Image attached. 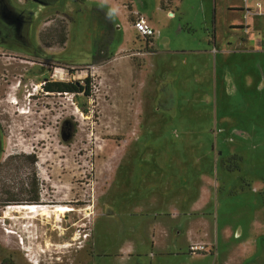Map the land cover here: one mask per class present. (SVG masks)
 I'll list each match as a JSON object with an SVG mask.
<instances>
[{"label": "rangeland", "instance_id": "1", "mask_svg": "<svg viewBox=\"0 0 264 264\" xmlns=\"http://www.w3.org/2000/svg\"><path fill=\"white\" fill-rule=\"evenodd\" d=\"M112 1L131 27V0H0V260L148 264L152 250L130 248L150 245L149 222L166 218L170 200L210 201L213 211L214 198L225 196L226 212L264 221V18L245 21L242 0H179L177 10L163 0L174 16L153 17L161 50L133 30L123 45ZM134 1L156 13L155 0ZM249 6L260 11L264 0ZM213 8L217 41L233 45L173 48L209 38ZM60 21L64 43L42 45L40 32L63 30ZM107 40L110 55L93 59ZM86 77L89 96L42 89L44 80ZM33 190L38 203L21 200ZM60 204L76 209L51 216ZM243 222L234 241L246 255L228 264H264V228L258 222L263 233L248 234ZM194 243L205 245L197 253L215 252ZM160 256L162 264L214 263Z\"/></svg>", "mask_w": 264, "mask_h": 264}, {"label": "crops", "instance_id": "2", "mask_svg": "<svg viewBox=\"0 0 264 264\" xmlns=\"http://www.w3.org/2000/svg\"><path fill=\"white\" fill-rule=\"evenodd\" d=\"M155 1L156 13L151 14L149 10L143 9L138 6L134 0H131L133 8L132 10L141 14L148 21V23L159 32V34L151 40L150 46H156L157 49L159 48L163 50L164 48H160L159 46V40L161 36L160 21L157 18L153 17H156V14L159 13L163 15L165 19H167L173 17L174 12L172 10H166L163 7V0ZM170 3V9H178L177 4L179 3V0H170ZM95 4H100V2L96 1ZM106 6H108L112 14L114 15L112 19L118 22V24L116 25L117 30H119L120 32L122 30L124 33L122 44L127 45L130 40L131 30H133L134 34H136L135 30L133 29L132 25L131 27H129L125 16L121 12L117 11L118 6L115 1H112V3H109V5ZM170 12L172 13V15H169ZM215 23L212 24L211 21V36L209 38H206L203 35L200 36V38L198 39L194 37V41L192 43L179 44L178 46H174L173 48L193 46L194 44H196L197 41L200 43H204V41H206V43H208L210 42V40L214 41V44H217L218 46H221V43H223L224 41L225 43H228V45L232 44L231 40L229 39H225L224 41L222 39H219V41H217ZM229 25H231V23ZM213 31L214 36L212 35ZM234 45L236 46V44ZM249 80L250 78L246 80V87L252 88L254 86V83L251 81L249 82ZM236 85L237 82L233 81L232 87L234 89H236ZM230 199L231 198L225 196H216V198H214L213 211L211 210L213 202L210 203V201L208 203L198 204L195 198L194 200H192L191 203L185 204L184 202H182V199L170 200V202L165 205V207H163V211L165 212V214H167L166 218H151L149 222L150 231L152 233L151 241L149 243L150 245L148 247L146 246L145 248H143L141 247V245L136 247V244H138L136 243L135 247L130 249L137 251L143 250L145 252H150V250H152V253H150L151 257L150 259L148 258V264H162V262L166 261L167 259L165 257L160 256V254L162 253L180 258L185 257L190 259L194 257H212L214 260L213 264H228L231 261H238L239 259H243L246 255V252L243 250L242 247H240L237 242L234 241L236 233L234 228L238 227L239 223H242V221L244 220L243 223H245V221H247V223L245 224V228H241L244 229L242 230V232L248 231V234H261L263 232L258 231L256 228H258L259 223L262 224L261 227L264 228V221H256L254 218H252L251 215L248 216L247 219L245 216L239 213L226 212L227 210L225 208L229 207L225 204L227 202L231 203ZM179 239H182V245L178 244ZM195 241H203L208 244H214L216 246L215 252L213 254L190 253L188 251V247L191 243H194ZM163 242H165L164 248H162L161 246ZM224 253L226 254V257H224ZM118 260L120 262H124V260L125 262L133 261V259Z\"/></svg>", "mask_w": 264, "mask_h": 264}, {"label": "trees", "instance_id": "3", "mask_svg": "<svg viewBox=\"0 0 264 264\" xmlns=\"http://www.w3.org/2000/svg\"><path fill=\"white\" fill-rule=\"evenodd\" d=\"M27 1V0H26ZM38 2H42L46 5H54L58 0H35ZM78 3H83L86 0H75ZM109 18V17H108ZM212 24L215 23V9L213 8L212 10V17H211ZM61 24H64L63 27L64 29H60L57 31L55 29L53 30H48V31H42L39 34V41L42 45L46 47H51V46H58L60 47L64 41H65V30H66V25L64 21H60ZM64 22V23H63ZM61 27V26H60ZM61 27V28H63ZM214 29V28H213ZM212 35L214 36V31L212 32ZM111 40L105 41L103 46H99L97 49V54L93 57H97L99 54H102L104 52L108 53L110 55L109 51V44ZM109 57L104 58L103 60H108ZM90 79L89 77H86L84 79V83L81 84L79 82H62V81H45L44 84V90L46 92H58V93H82L86 96H89L91 94V90L89 87ZM31 160H33L32 157H30ZM24 202H29L32 204H36L39 202V195L37 190H33L28 197L25 199H21ZM16 201V199L13 198H8L3 201V203L7 202H13ZM2 264H5V260L2 262ZM13 264V263H12Z\"/></svg>", "mask_w": 264, "mask_h": 264}, {"label": "built area", "instance_id": "4", "mask_svg": "<svg viewBox=\"0 0 264 264\" xmlns=\"http://www.w3.org/2000/svg\"><path fill=\"white\" fill-rule=\"evenodd\" d=\"M242 1L244 5L242 6V11L244 13L245 21H247L249 17L264 18V9L260 11H253V9H251L249 6V0H242ZM133 15L135 16V19L132 21L131 25L135 30L137 36L143 39L144 43L146 42L148 44H151V40L155 38L159 34V32L155 28H153L148 23V21L138 12L133 11ZM169 15H172V13L170 12ZM204 250H205V245L198 243H191L188 247V251L190 253L202 252Z\"/></svg>", "mask_w": 264, "mask_h": 264}, {"label": "bare ground", "instance_id": "5", "mask_svg": "<svg viewBox=\"0 0 264 264\" xmlns=\"http://www.w3.org/2000/svg\"><path fill=\"white\" fill-rule=\"evenodd\" d=\"M10 103H15V101L13 100V101H11L10 100ZM22 113H25V111H22ZM49 212H50V215L52 216V215H55L56 217L57 216H61V215H64L65 216V214L66 213H70V212H74L75 211V209L72 207V206H70V205H67V204H60V205H55V206H53V207H49ZM89 208L87 207V208H85V210H88ZM59 218H57V223L59 222V220H58ZM55 229H62V227L60 226V225H56L55 226Z\"/></svg>", "mask_w": 264, "mask_h": 264}, {"label": "flooded vegetation", "instance_id": "6", "mask_svg": "<svg viewBox=\"0 0 264 264\" xmlns=\"http://www.w3.org/2000/svg\"><path fill=\"white\" fill-rule=\"evenodd\" d=\"M27 1H31V0H27ZM32 1H35V0H32ZM58 2V1H57ZM56 2V3H57ZM42 3V2H41ZM55 3V4H56ZM44 4V3H43ZM45 81L46 80H44L43 82V84H42V89L44 90V84H45ZM48 81V80H47ZM45 91V90H44ZM5 260V264H12L13 263V261H12V259L10 258V257H4L3 259H1L0 260V264H2V262Z\"/></svg>", "mask_w": 264, "mask_h": 264}]
</instances>
